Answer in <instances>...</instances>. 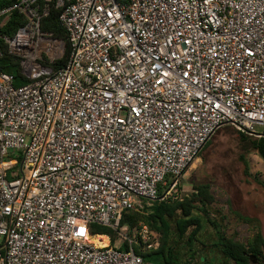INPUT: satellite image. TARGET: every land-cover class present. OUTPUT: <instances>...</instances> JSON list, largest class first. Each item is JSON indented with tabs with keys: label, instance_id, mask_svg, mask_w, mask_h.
Wrapping results in <instances>:
<instances>
[{
	"label": "built area",
	"instance_id": "obj_1",
	"mask_svg": "<svg viewBox=\"0 0 264 264\" xmlns=\"http://www.w3.org/2000/svg\"><path fill=\"white\" fill-rule=\"evenodd\" d=\"M14 11L4 41L28 82L0 69V264H144L134 246L158 240L122 213L167 199L225 124L264 134V0H15L2 23Z\"/></svg>",
	"mask_w": 264,
	"mask_h": 264
},
{
	"label": "trees",
	"instance_id": "obj_2",
	"mask_svg": "<svg viewBox=\"0 0 264 264\" xmlns=\"http://www.w3.org/2000/svg\"><path fill=\"white\" fill-rule=\"evenodd\" d=\"M14 1L0 0V9L13 5ZM58 13L59 10L52 7L47 17L40 23L42 31L50 33L54 39L62 40L66 47L63 57L48 64L52 69L62 67L68 56L66 35L57 20ZM24 22V16L15 11L4 23L0 20V69L13 76V86L23 85L28 82V79L21 74L19 61L9 54L4 38L12 37ZM239 134L242 140L251 144L264 161V135L251 140L246 139L243 133L239 132ZM209 141L204 147L209 144ZM244 163L246 166L244 173L248 176V165ZM260 186L264 189V183ZM162 189L158 188V198L164 193ZM213 204L214 197L209 184L193 185L192 191L182 197L155 200L147 208L146 213L124 211L120 225L127 226L130 235L138 223H143L158 240V247L146 252H142L140 246H134L135 252L142 257L145 264H190L189 260L193 258L191 248L195 243L203 245L200 239L204 237L207 227L212 231L210 234L212 243L209 247L212 248L211 256L218 260L217 264H264V232L257 231L247 243L227 236L223 225L211 212ZM243 219L252 222L250 219ZM91 234L110 236L112 243L116 238L115 233L104 227L94 226ZM180 241H186L185 243L189 246L188 253L177 250ZM249 255L254 261L249 258Z\"/></svg>",
	"mask_w": 264,
	"mask_h": 264
},
{
	"label": "rangeland",
	"instance_id": "obj_3",
	"mask_svg": "<svg viewBox=\"0 0 264 264\" xmlns=\"http://www.w3.org/2000/svg\"><path fill=\"white\" fill-rule=\"evenodd\" d=\"M65 49V45L61 43L59 58L63 57ZM254 130L256 133H263L262 128L255 127ZM243 135L246 139H256L245 133ZM13 155H16V151L10 150L6 161L13 159ZM244 162L248 165V176L244 173ZM20 165L21 162L18 161L15 168L17 171ZM23 172L26 173L25 169ZM261 183H264V161L249 142L241 139L235 127L225 124L187 167L167 198L189 194L193 185L209 184L214 197L211 212L223 225L227 236L247 243L257 231L264 232V189L260 186ZM165 190L162 189L163 192ZM205 230L204 237L200 239L203 245L195 243L191 248L193 258L189 260L190 264H217L218 260L211 256L212 248L209 247L212 243V231L208 227ZM154 238L156 239L155 236ZM185 242L180 241L177 245V250L181 253L189 252V246ZM114 245H119L118 240Z\"/></svg>",
	"mask_w": 264,
	"mask_h": 264
},
{
	"label": "bare ground",
	"instance_id": "obj_4",
	"mask_svg": "<svg viewBox=\"0 0 264 264\" xmlns=\"http://www.w3.org/2000/svg\"><path fill=\"white\" fill-rule=\"evenodd\" d=\"M92 242L100 247H104L108 245V239L106 238V236H100V235L98 237L95 236L92 238Z\"/></svg>",
	"mask_w": 264,
	"mask_h": 264
},
{
	"label": "crops",
	"instance_id": "obj_5",
	"mask_svg": "<svg viewBox=\"0 0 264 264\" xmlns=\"http://www.w3.org/2000/svg\"><path fill=\"white\" fill-rule=\"evenodd\" d=\"M263 213H264V207H263V211H262V215H263ZM263 218H264V215H263ZM98 235V234H97ZM101 236V235H100ZM106 238H107V236H106Z\"/></svg>",
	"mask_w": 264,
	"mask_h": 264
},
{
	"label": "water",
	"instance_id": "obj_6",
	"mask_svg": "<svg viewBox=\"0 0 264 264\" xmlns=\"http://www.w3.org/2000/svg\"><path fill=\"white\" fill-rule=\"evenodd\" d=\"M262 135H264V134H262ZM262 135H261V136H262ZM249 258H250L251 260H253V257H252V256H250V255H249Z\"/></svg>",
	"mask_w": 264,
	"mask_h": 264
}]
</instances>
